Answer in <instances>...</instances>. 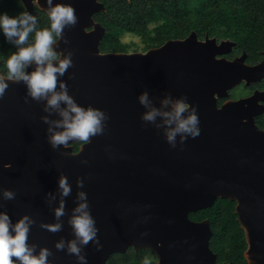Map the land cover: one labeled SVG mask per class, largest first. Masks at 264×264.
<instances>
[{
  "label": "water",
  "instance_id": "water-1",
  "mask_svg": "<svg viewBox=\"0 0 264 264\" xmlns=\"http://www.w3.org/2000/svg\"><path fill=\"white\" fill-rule=\"evenodd\" d=\"M19 1L29 14L34 5L47 14L46 0ZM57 4L71 6L76 22L52 45L61 59L70 54L72 62L57 77L55 90L63 82L78 106L98 109L106 118L88 143L69 140L53 148L48 129L62 131L52 123L62 119L58 110L45 111L46 99L33 100L22 81L6 80L0 95V190H11L14 198L0 196V212L12 224L29 217L26 243L32 254L47 249L48 264H80L67 251L76 241L84 264H105L128 248L151 251L155 264H216L207 221L193 222L188 215L219 198L235 203L246 264H264V131L254 124L264 93L216 106V99L239 83L263 79V64L247 66L244 55L218 59L233 44L199 41L193 33L143 53H100L104 29L92 15L102 5L52 0ZM34 68L30 63L25 71ZM145 92L150 107L161 111L170 109L162 104L165 98L184 99L189 110L195 108L199 134L183 140L177 134L170 144L165 129L171 125L160 116L141 119L149 110L138 101ZM75 143L80 146L73 153ZM61 176L70 187L67 196L58 187ZM80 192L96 229L95 240L86 245L79 244L69 223L79 214L73 210L82 202ZM61 201L63 215L57 218ZM53 224L60 229L49 231L46 226ZM60 241L64 247L57 249Z\"/></svg>",
  "mask_w": 264,
  "mask_h": 264
},
{
  "label": "trees",
  "instance_id": "trees-1",
  "mask_svg": "<svg viewBox=\"0 0 264 264\" xmlns=\"http://www.w3.org/2000/svg\"><path fill=\"white\" fill-rule=\"evenodd\" d=\"M103 9L92 15L104 34L99 42L100 53L145 52L167 41L183 40L193 33L197 40L214 39L233 44L234 54L245 53L247 63H255L264 52V0H97ZM0 12L10 16L26 12L19 0H0ZM37 18V30L49 26L44 10L35 5L31 13ZM30 33L27 43H31ZM124 36L139 39L140 46L123 43ZM24 46H27L24 45ZM16 46L0 34V73H7L6 60ZM80 144L72 145L76 153ZM235 203L216 199L210 207L188 215L189 220H206L211 236L209 249L216 264H246L243 253L246 242L234 213ZM153 264L149 250L128 248L111 255L105 264Z\"/></svg>",
  "mask_w": 264,
  "mask_h": 264
},
{
  "label": "clouds",
  "instance_id": "clouds-1",
  "mask_svg": "<svg viewBox=\"0 0 264 264\" xmlns=\"http://www.w3.org/2000/svg\"><path fill=\"white\" fill-rule=\"evenodd\" d=\"M49 26L37 30V18L28 12H22L15 16H10L6 12H0V34L6 41L16 46L13 52L6 60V76L0 77V95L8 87L6 80L20 82L22 81L27 88V94L33 100L46 99L45 111L48 108L58 110L61 120L53 121L56 128L62 131H53L50 127L48 131V142L55 148L58 145H66L69 140H79L82 143H88L90 136L99 134L102 131V121L106 118L105 114L91 107L85 109L78 106L71 96L67 94L66 86L60 83V91H56L57 77L62 76L71 66L70 54L63 59L56 53L52 45L60 38L66 25H72L76 22L74 10L71 6L57 4L52 6V0H46ZM30 33H34L31 43H27ZM27 46H24L26 45ZM56 61V64H53ZM33 63L35 68L31 72H26L25 68ZM141 105L149 110L142 114L141 119L152 122L157 116L162 118L166 127V140L173 144L177 134L181 135V140L185 135L195 137L199 134L198 117L193 107L189 110V105L184 99L170 100L165 98L162 101L164 105H170L167 111H161L155 107H150L147 93H141L138 96ZM61 102L65 105L60 107ZM188 113L186 116L183 113ZM47 122V118H44ZM159 126V125H158ZM58 187L62 196H67L70 187L66 178L61 176L58 181ZM0 196L5 200L14 198L11 190H0ZM81 203L73 210L78 215H73L69 223L80 245H86L90 240H95L96 229L94 220L87 211L88 205L85 199V193L80 192ZM63 215V201L55 209V216L58 218ZM32 221L28 216H22L15 224H12L6 212H0V264H48L47 256L50 254L47 249H41L38 255H33L32 247L26 243L29 225ZM49 231H58L59 224L47 225ZM11 229V231H10ZM56 248L64 247L63 241L56 243ZM67 251L76 255L80 264H84V257L80 256V248L76 241L68 244ZM15 257L16 260L10 259ZM147 264V261H145Z\"/></svg>",
  "mask_w": 264,
  "mask_h": 264
},
{
  "label": "flooded vegetation",
  "instance_id": "flooded-vegetation-1",
  "mask_svg": "<svg viewBox=\"0 0 264 264\" xmlns=\"http://www.w3.org/2000/svg\"><path fill=\"white\" fill-rule=\"evenodd\" d=\"M218 43L219 42H217V44ZM232 46L230 48V51L227 54L220 55V56L218 55V56H216V58H218V59L222 58V59H225L227 61H233L234 59H237V58H239L242 55L245 56V53H243V52L240 53V54H237V55L234 54ZM244 63L247 66H256V65H259V64H263V66H264V52H262L261 58L257 62L252 63V64L251 63H247L246 62V57H245ZM236 86L237 87H241V89L243 87L245 89H248V93L244 92V93H241L239 95L233 94L232 90H234ZM236 86H234L233 88L228 90L226 97L217 98L216 99V106L217 107H220L223 103H225L227 101H237L239 99H245V98L251 97L253 94H257L258 95V94L264 93V78L261 79L260 81L249 83L248 85H245L244 82H241V83H239ZM257 104H258V106H261V110H259V113L254 117V124L259 130L264 131V96L263 95H262V97H259V100L257 101ZM153 256H154L153 264H155L156 258H155L154 254H153Z\"/></svg>",
  "mask_w": 264,
  "mask_h": 264
},
{
  "label": "rangeland",
  "instance_id": "rangeland-1",
  "mask_svg": "<svg viewBox=\"0 0 264 264\" xmlns=\"http://www.w3.org/2000/svg\"><path fill=\"white\" fill-rule=\"evenodd\" d=\"M33 3H34V1H33ZM122 42L126 43V44H129V43L133 42L134 44H136L135 47H130L129 50H132L133 48H136V47L140 46L139 39L135 38V37L124 36L122 38ZM137 52H140V51H137ZM129 53H135V52H129ZM244 92L248 93V89H245L244 87L241 89V87H237L236 86L235 89L232 90V93L235 94V95H239V94L244 93Z\"/></svg>",
  "mask_w": 264,
  "mask_h": 264
}]
</instances>
